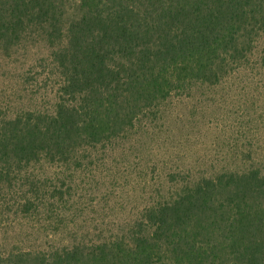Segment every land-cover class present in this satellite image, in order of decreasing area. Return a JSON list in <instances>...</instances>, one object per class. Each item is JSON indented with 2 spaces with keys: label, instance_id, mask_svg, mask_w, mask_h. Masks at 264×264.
Segmentation results:
<instances>
[{
  "label": "trees",
  "instance_id": "1",
  "mask_svg": "<svg viewBox=\"0 0 264 264\" xmlns=\"http://www.w3.org/2000/svg\"><path fill=\"white\" fill-rule=\"evenodd\" d=\"M40 43L51 109L0 117V264H264V165L171 173L174 191L105 237L46 250L11 237L61 232L76 177L101 174L98 151L169 100L264 70V0H0V52Z\"/></svg>",
  "mask_w": 264,
  "mask_h": 264
},
{
  "label": "rangeland",
  "instance_id": "2",
  "mask_svg": "<svg viewBox=\"0 0 264 264\" xmlns=\"http://www.w3.org/2000/svg\"><path fill=\"white\" fill-rule=\"evenodd\" d=\"M48 54L45 43L0 52V117L51 109L53 100L47 88L51 66L48 69L46 59L43 65L48 66L42 70L38 62ZM248 70L228 85L197 86L169 100L162 106V115L156 120L145 118L109 154V150L98 151V158L106 155L97 172L101 174L76 177L81 179L75 188L79 202L68 204L75 211L65 217L61 232L11 237L16 241L24 238L20 245L31 250L71 246L88 230L86 239L97 232L105 237L125 228L142 207L174 191L165 183L171 173L182 171L191 178L264 165V82L259 83L264 70L253 64ZM44 167L47 175L53 172L47 163ZM105 169H111L113 176H104ZM65 226L69 228L64 230ZM7 227L10 230L12 225ZM9 241L13 243L11 238ZM9 245L7 242L6 247Z\"/></svg>",
  "mask_w": 264,
  "mask_h": 264
}]
</instances>
